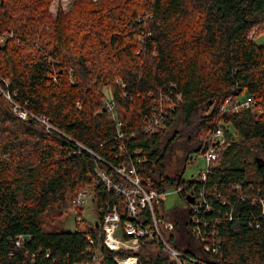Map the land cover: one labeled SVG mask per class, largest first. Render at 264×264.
Returning a JSON list of instances; mask_svg holds the SVG:
<instances>
[{
  "label": "trees",
  "instance_id": "trees-1",
  "mask_svg": "<svg viewBox=\"0 0 264 264\" xmlns=\"http://www.w3.org/2000/svg\"><path fill=\"white\" fill-rule=\"evenodd\" d=\"M86 1L53 18L52 0H0V264H116L132 252L107 247L101 223L114 204L123 223L126 195L96 169L125 186L132 183L109 163L136 164L160 193L190 187L182 179L189 157L219 125L230 144L207 185L230 202L205 212L218 250L192 234L186 205L166 210L161 198L155 211L175 224L169 242L199 264H264V0ZM161 93L181 99L148 132ZM249 94L254 106L222 110ZM85 187L98 219L79 208L84 227L66 230L59 216ZM134 253L140 264H175L155 243Z\"/></svg>",
  "mask_w": 264,
  "mask_h": 264
},
{
  "label": "built area",
  "instance_id": "built-area-1",
  "mask_svg": "<svg viewBox=\"0 0 264 264\" xmlns=\"http://www.w3.org/2000/svg\"><path fill=\"white\" fill-rule=\"evenodd\" d=\"M181 96H171L167 93H161L158 98V103L152 107L151 114L146 117V128L148 132H154L161 126L165 114L168 110L174 109L177 103L180 101ZM108 110L114 109V102L111 98L107 100ZM256 103V98L249 94L245 95V98L235 99L231 96L222 105V110L227 111L234 109L238 111L242 107H251ZM20 115L25 118L28 113L26 111H20ZM40 120L49 126L47 120L44 117H40ZM118 126H121V122H117ZM224 125H226L224 123ZM122 133L119 132V137ZM225 126L219 125L214 132L211 133L204 149L196 155H202L205 159L206 169L200 170L198 175L188 178L186 181L190 182V187L185 188L181 185L177 188L178 193L184 191V196L187 199L186 206L191 216V231L192 234L197 237L206 251H216L220 246L219 232L215 227H210L209 220L205 216V212H211L215 206V202L221 204H228L230 198L226 193L218 190L216 186L210 187L207 185L208 177L212 169L218 164V160L222 151L230 144L225 139ZM196 158V157H195ZM194 153L189 157V160L193 161ZM138 162H142V158L137 159ZM188 160V162H189ZM121 176L129 180L132 185L119 186L113 182V178L106 172L96 169L97 175L106 182L108 186H113L118 191L126 195V211L127 218L122 223V217L120 209L117 204L108 206L102 223L101 228L104 233V243L110 249L115 250H128L131 251L128 256H115L116 264H140L139 256L134 253L138 251L139 247L143 243H155L160 245L169 257L175 261V264H196L203 263L196 256L190 255L174 246L169 242L167 234L171 232L175 224L172 220L165 217H160L155 211V203L159 202L161 198L165 199L166 192H158L155 188L148 187L144 184L145 179L138 170L136 164L129 167L123 163L116 166L109 163ZM184 175V174H183ZM182 179L185 180L183 178ZM152 178H147L150 182ZM185 181V182H186ZM239 186V185H237ZM93 197L92 187H85L78 191L75 196L77 206H83L87 201V198ZM192 197V200L188 198ZM149 211V218H144L145 212ZM264 212V209H263ZM204 213V215H202ZM81 218L76 214V220ZM190 222V223H191ZM120 231V234L117 231ZM90 238V237H88ZM92 241V239L90 238ZM82 264H99L98 258L95 257L93 261H89Z\"/></svg>",
  "mask_w": 264,
  "mask_h": 264
},
{
  "label": "rangeland",
  "instance_id": "rangeland-1",
  "mask_svg": "<svg viewBox=\"0 0 264 264\" xmlns=\"http://www.w3.org/2000/svg\"><path fill=\"white\" fill-rule=\"evenodd\" d=\"M74 1L75 0H52V2L48 6L47 14H50V16L55 18V17H57L59 12L68 11V9L71 7V4ZM88 1L92 3V4L89 3L90 4L89 7H91V8L100 7L102 5L106 6L107 3H114L113 2L114 0L113 1L112 0H104L105 2L102 4H100V2L102 0H88ZM88 1H86V4H88ZM126 5H127L126 6L127 9H132V8L136 7V5L131 3V2H127ZM123 19L125 20V19H127V17L123 16ZM123 25H125V24H123ZM8 33L14 34L12 31H8L4 35L8 36ZM257 41L259 43L260 42L264 43V37L263 36L257 37ZM105 91H107V88H105ZM109 97H110V95L108 94V98ZM194 158L195 159H193V161L189 160L188 165L186 166V169H185V172L183 175V178L185 180H187L188 178H192V176L196 177V175H198V173L200 172L201 169L202 170L206 169L205 159L202 157V155L194 154ZM164 198H165V209L166 210H169L173 207H182L183 208V206L186 205L183 198L180 197L177 190L174 188H169L167 190ZM70 206H73V208L72 207H66L64 209L63 214L59 216V223L66 230H76L78 227H81V228L84 227L83 224H81V223L78 224V222L76 220V214H77V210L79 208H82V210H83L82 217L85 220L92 221V222L97 221L98 214L94 211L93 197L92 196L87 198V201L85 202V204L82 207L77 206L75 198L72 199V201L70 202ZM117 233L120 234V231L118 230Z\"/></svg>",
  "mask_w": 264,
  "mask_h": 264
},
{
  "label": "water",
  "instance_id": "water-1",
  "mask_svg": "<svg viewBox=\"0 0 264 264\" xmlns=\"http://www.w3.org/2000/svg\"><path fill=\"white\" fill-rule=\"evenodd\" d=\"M257 161H258L260 167L264 165V160L262 158H257ZM188 199L192 200V197H189ZM98 225H99V223H97V226Z\"/></svg>",
  "mask_w": 264,
  "mask_h": 264
},
{
  "label": "bare ground",
  "instance_id": "bare-ground-1",
  "mask_svg": "<svg viewBox=\"0 0 264 264\" xmlns=\"http://www.w3.org/2000/svg\"><path fill=\"white\" fill-rule=\"evenodd\" d=\"M78 215V214H77Z\"/></svg>",
  "mask_w": 264,
  "mask_h": 264
}]
</instances>
